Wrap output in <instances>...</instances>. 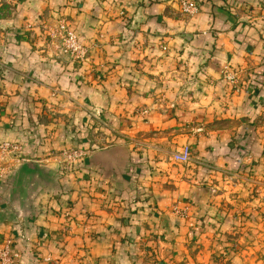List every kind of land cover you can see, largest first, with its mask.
Wrapping results in <instances>:
<instances>
[{
	"label": "crops",
	"instance_id": "obj_1",
	"mask_svg": "<svg viewBox=\"0 0 264 264\" xmlns=\"http://www.w3.org/2000/svg\"><path fill=\"white\" fill-rule=\"evenodd\" d=\"M196 1L0 0L15 264H264V0ZM58 19L85 60L59 55Z\"/></svg>",
	"mask_w": 264,
	"mask_h": 264
},
{
	"label": "built area",
	"instance_id": "obj_2",
	"mask_svg": "<svg viewBox=\"0 0 264 264\" xmlns=\"http://www.w3.org/2000/svg\"><path fill=\"white\" fill-rule=\"evenodd\" d=\"M179 4L181 12L187 16L196 15L200 6L196 0H176ZM52 38L58 44L59 55L66 56L74 61H82L87 57V48L84 47L78 39L75 30L64 19H58L57 25L52 32ZM163 50L166 47L163 45ZM224 79L233 84L236 88L239 87V78L236 72H232L228 66L222 70ZM82 156L81 151H72L67 154L69 160H75ZM177 159L187 162L191 157V150L189 146L183 147ZM28 161L27 157L23 155L22 147L19 144L12 142H0V179L5 175L10 174L14 168L23 162ZM13 240L8 239L5 245L0 248V263L1 264H15L20 260V253L12 250ZM89 264H101L99 262H91Z\"/></svg>",
	"mask_w": 264,
	"mask_h": 264
},
{
	"label": "rangeland",
	"instance_id": "obj_3",
	"mask_svg": "<svg viewBox=\"0 0 264 264\" xmlns=\"http://www.w3.org/2000/svg\"><path fill=\"white\" fill-rule=\"evenodd\" d=\"M262 237H264V232H263V235H262ZM261 237V238H262ZM263 246H264V243H263ZM264 249V247L262 248V250ZM262 253H263V251H262ZM263 257H264V253H263Z\"/></svg>",
	"mask_w": 264,
	"mask_h": 264
}]
</instances>
